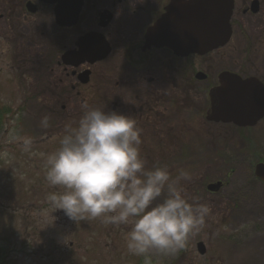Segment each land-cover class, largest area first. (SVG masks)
<instances>
[{"label": "rangeland", "instance_id": "374dc122", "mask_svg": "<svg viewBox=\"0 0 264 264\" xmlns=\"http://www.w3.org/2000/svg\"><path fill=\"white\" fill-rule=\"evenodd\" d=\"M159 1L164 2L153 1L152 7L157 4L159 10ZM237 21L242 23L244 33L233 24L230 40L205 58H194L193 67L200 69L208 64L205 69L211 74L234 69L243 74L258 72L264 78V49L256 57L258 39L264 33V12L241 16ZM5 23V18L0 19V34L8 32L11 38L13 34ZM53 40L57 41V36ZM110 60L120 63L113 57ZM13 63L9 48L1 44L0 106L10 110L3 112V118L0 114V153H7L6 158H0V264H145V257L127 251V229L104 224L100 219L75 222L62 211L53 212L46 196L59 189L51 188L45 180L46 156L57 149L65 125L78 121L82 109L70 104L65 115L58 108L54 112L44 110L52 111L53 102L42 96L32 100L25 92L19 93L18 84H27V77L20 82L11 70ZM203 100H195L194 116L201 110L203 113ZM45 116L49 118L47 127L41 124ZM203 120L200 118V122ZM192 125L194 145H177L176 151L188 148L189 157L176 154L159 158L160 152L152 144L143 147L142 155L149 168L166 165L173 176L179 170L189 171L192 179L184 182L188 196H198L212 213L207 226L190 237L184 248L167 256L153 252L149 264H264V188L252 174L253 157L264 154V121L251 129L211 122L202 125L204 129ZM146 129L142 145L157 142L154 137L150 140L152 130ZM25 139L32 141L28 150L24 148ZM247 139H251V145ZM204 180H222L224 188L217 195L201 194ZM256 184L259 187L254 190ZM198 241L205 245L203 256L196 250Z\"/></svg>", "mask_w": 264, "mask_h": 264}, {"label": "flooded vegetation", "instance_id": "af4514ba", "mask_svg": "<svg viewBox=\"0 0 264 264\" xmlns=\"http://www.w3.org/2000/svg\"><path fill=\"white\" fill-rule=\"evenodd\" d=\"M153 1L156 0H82L76 23L67 26L56 23L53 6L44 1L0 0V6L3 7V12L0 8V19L5 18V26L13 34L10 38L8 32L1 33L0 45L9 48L14 62L11 70L15 71L20 82L27 77L24 79L27 84H18L19 93L25 92L32 100L42 96L48 103L53 102L52 111L44 109L48 112H54L58 108L64 110L65 115L70 110V104H77L82 109V103H87L90 107H101L105 111L116 110L130 115L136 119L145 134L147 127L152 130L150 140L157 138V142L143 143L142 149L146 144H152L160 152L159 158L164 159H168V155L176 154L189 157L188 148L181 149V153L176 151L177 145L192 143V124H199L201 129L210 122L231 125L234 129H251L263 122L264 116L250 127L211 120V94L221 85L219 75L222 72L232 73L242 80L254 78L263 87L264 78L258 72L243 74L234 69L211 74L209 69H205L208 64L199 69L191 63L194 58H205L208 54L179 57L162 47H147L146 30L162 16L170 2L159 1L158 10L157 4L152 7ZM232 3L230 22L233 20L230 27L237 24L242 33V23L237 21L241 20V16H258L264 12V0H232ZM29 4L33 11L28 9ZM26 22H30V25ZM93 32L101 36L102 43L93 44L88 56H80L67 62L68 57L63 58V55L77 52L78 39ZM232 33L231 28V36ZM56 36L57 41H54ZM258 44L260 47L256 49L257 59L261 49H264L263 32ZM25 49L42 51L43 53H37L43 54L45 65L36 67L21 63L19 56H23ZM112 57L120 63L111 61ZM222 57L225 58L226 55ZM203 62L205 64V59ZM107 64L109 68H103ZM28 80L31 81L29 85ZM195 100H203L205 103L203 113L200 114L201 110L197 116L193 115L196 112ZM261 104L262 101L257 103V107ZM200 118L204 120L200 122ZM247 140L251 145V139ZM255 153L256 151L251 152L252 157ZM253 158L256 161L252 174L255 166L261 162L262 155ZM253 177L264 188V182L254 174ZM217 183H220L217 190L209 189V186ZM258 187L256 184L254 190ZM223 188L222 180H204L201 194L217 195ZM197 243H202L206 252L203 242Z\"/></svg>", "mask_w": 264, "mask_h": 264}, {"label": "clouds", "instance_id": "9594fccd", "mask_svg": "<svg viewBox=\"0 0 264 264\" xmlns=\"http://www.w3.org/2000/svg\"><path fill=\"white\" fill-rule=\"evenodd\" d=\"M81 107L79 120L65 125L59 146L46 156L45 180L59 189L46 196L53 212L127 229V251L145 257V264L153 252L167 256L184 248L212 213L198 196H188L184 182L191 173L173 176L166 165L147 167L143 130L132 116L87 103ZM41 124L47 127L49 118ZM31 143L24 140L25 150Z\"/></svg>", "mask_w": 264, "mask_h": 264}, {"label": "water", "instance_id": "95a60500", "mask_svg": "<svg viewBox=\"0 0 264 264\" xmlns=\"http://www.w3.org/2000/svg\"><path fill=\"white\" fill-rule=\"evenodd\" d=\"M55 4L54 16L59 25L76 23L82 0H41ZM28 9L33 11L29 4ZM232 0H170L162 16L147 29L145 45L147 47H165L178 56L190 53L204 54L223 44L229 39V18ZM98 33H88L78 39L79 50L67 52L70 62L80 56H88L93 44H101ZM70 57V58H69ZM220 86L212 94L211 120L230 123L237 126H253L264 116V87L253 78L245 80L238 76L222 72L219 75ZM258 108L257 103H261ZM254 174L264 182V157L255 166ZM220 183L209 186L217 190ZM199 254H204V247L197 244Z\"/></svg>", "mask_w": 264, "mask_h": 264}, {"label": "trees", "instance_id": "16d2710c", "mask_svg": "<svg viewBox=\"0 0 264 264\" xmlns=\"http://www.w3.org/2000/svg\"><path fill=\"white\" fill-rule=\"evenodd\" d=\"M37 52L43 53L42 51H37ZM37 52H33V51L25 49L23 56H19L20 62L25 64L26 66L43 67L45 65L44 60H43V54H39ZM51 57L52 56H50V58ZM1 111L6 112L7 110L2 109ZM0 260L2 261V259Z\"/></svg>", "mask_w": 264, "mask_h": 264}]
</instances>
